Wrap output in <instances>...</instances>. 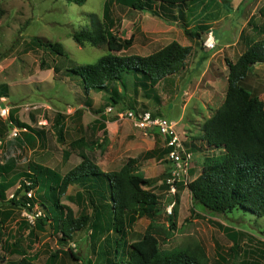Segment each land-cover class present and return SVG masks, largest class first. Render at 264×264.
Wrapping results in <instances>:
<instances>
[{
	"label": "rangeland",
	"instance_id": "1",
	"mask_svg": "<svg viewBox=\"0 0 264 264\" xmlns=\"http://www.w3.org/2000/svg\"><path fill=\"white\" fill-rule=\"evenodd\" d=\"M105 2L0 0V163H11L15 172L38 163L64 174L80 162L81 152L90 155L103 171L118 170L127 158H136L137 171L151 179L149 189L158 195V208L151 217L139 218L130 225L128 242L139 239L151 223L162 250L197 242L204 247L210 264H264V215L255 216L240 208L226 214L213 213L194 203L185 187L178 190L174 209L167 214L162 137L120 118L118 111L126 108L113 105L107 91L90 90L86 94L81 78L69 71L73 65L93 63L108 52L106 44L79 45L71 36L74 30L90 25V14L101 19ZM213 2L212 15L201 11L183 26L179 19L134 10L116 0L108 4V20L102 18L118 37H132L131 46L119 54L152 53L173 40L191 46L186 68L160 80L148 93L128 92L130 101L126 100L136 110L159 111L176 122L184 139H199L203 121L221 105L227 85L224 59L236 60L251 42L264 37V0ZM193 25L204 27L199 30V38H190L183 31L194 29ZM209 30L218 41L214 48L205 44ZM39 41L60 44L63 54L50 51ZM242 85L264 103V63L253 65ZM116 87L121 89L118 84ZM9 128H16L17 135L10 137ZM25 134L33 138L28 140ZM80 138L83 143L73 145ZM191 145L193 148L196 144L193 141ZM149 152L155 156H147ZM217 154L218 150L195 152L191 179L200 172L205 157ZM19 184L14 183L6 191L8 198ZM78 190L80 186H70L61 198L76 215L91 211L83 196H76ZM12 211L0 223V264L21 258L7 253L4 243L18 235L17 226L22 221L34 223L28 218L32 213L17 208ZM34 211L42 214L37 207ZM28 229L21 233L24 247L28 244ZM106 236L115 234L105 231L90 239V231L83 229L74 233L72 240L63 242L59 232L46 226L27 252L34 262L42 264L52 254H57L54 264H87V260L103 264ZM69 248L77 259L69 255Z\"/></svg>",
	"mask_w": 264,
	"mask_h": 264
},
{
	"label": "trees",
	"instance_id": "2",
	"mask_svg": "<svg viewBox=\"0 0 264 264\" xmlns=\"http://www.w3.org/2000/svg\"><path fill=\"white\" fill-rule=\"evenodd\" d=\"M83 4L86 0H67ZM134 10L148 12L163 17L169 11L165 7H174L194 0H116ZM103 7L102 18L108 20V4ZM171 14V12H170ZM173 17L174 15L171 14ZM90 25L71 34L73 40L82 45L85 42L98 46L106 44L108 52L95 62L73 65L69 71L81 78L83 90L107 91L113 105L120 109L135 110L127 98L128 92L136 95L138 90L146 93L153 90L165 77L178 73L185 67V60L191 53L190 45L171 41L160 49L148 54H119L132 44V37L122 39L109 30L104 20L96 14H90ZM182 26L184 18L173 17ZM178 22V21H176ZM204 29L202 25L194 29L184 28L190 38H199ZM200 30V31H199ZM41 46L57 54H63L58 43L41 41ZM39 45V46H40ZM227 68L226 90L221 105L206 118L201 127V139L209 150H218L219 154L205 157L200 173L191 179L186 188L194 203L216 214H226L233 209L264 215V103L251 94L242 81L253 65L264 63V37L251 42L234 61L225 58ZM120 85L118 90L116 85ZM128 100V101H126ZM88 103V104H87ZM90 102L86 106L90 107ZM97 110L95 112H101ZM10 127V125H7ZM6 126V127H7ZM61 133V129L59 130ZM80 138L73 145H81ZM164 155L166 153L163 148ZM80 162L61 174L54 169L35 163L28 165L26 171L15 172L9 162L0 163V223L13 214V209L35 213V207L41 210L34 218L33 225L22 221L17 226L18 235H12L5 241V250L10 255L21 258L9 264H42L34 262L28 256L27 248L37 240L38 233L49 226L60 233L63 242L72 240L74 233L86 229L90 239L105 231L115 234L113 241L106 236L103 254L104 264H209L204 247L195 242L192 245L162 250L158 238L151 230V223L142 236L132 242L126 239L127 229L134 221L142 217H151L158 206V195L149 189L151 179L136 169V158H127L126 162L114 171H103L87 153H80ZM147 156L154 157L153 152ZM191 174V171H189ZM166 175L167 172H166ZM24 180H28V184ZM19 182L10 198L6 191ZM80 186L76 196L82 197L91 211L75 214L72 207L62 203L61 198L70 186ZM164 185V184H163ZM166 184L164 185V188ZM183 188L182 185L177 186ZM32 189L33 196L26 192ZM23 193V194H21ZM32 227H30V226ZM28 229L23 246L22 231ZM69 255L77 259L72 248ZM57 254H52L43 264H54ZM87 264H91L87 260Z\"/></svg>",
	"mask_w": 264,
	"mask_h": 264
},
{
	"label": "built area",
	"instance_id": "3",
	"mask_svg": "<svg viewBox=\"0 0 264 264\" xmlns=\"http://www.w3.org/2000/svg\"><path fill=\"white\" fill-rule=\"evenodd\" d=\"M205 44L208 48H214L217 44V39L214 37L212 30L207 33ZM112 110V106L107 108ZM3 110V109H2ZM3 112H5L3 110ZM120 118L127 119L138 129L152 132L156 131L164 140V147L166 149V172L165 179L166 193L168 201L165 203L167 214H171L176 204V194L178 193V185L186 188V185L191 180L190 168L192 167L193 153L185 146V139H183L178 130L177 124L165 117L154 116L149 110H133L126 108L118 111ZM18 130L16 128H9V136H16ZM26 184L28 181L24 180ZM27 197L33 196L32 189L26 192ZM28 215V214H27ZM39 213L35 211L32 215H28L30 220L38 216Z\"/></svg>",
	"mask_w": 264,
	"mask_h": 264
},
{
	"label": "crops",
	"instance_id": "4",
	"mask_svg": "<svg viewBox=\"0 0 264 264\" xmlns=\"http://www.w3.org/2000/svg\"><path fill=\"white\" fill-rule=\"evenodd\" d=\"M213 0H194V1H192V2H189V3H186V4H182V5H176V6H174V7H165V9H167V10H169L167 13H166V15H165V17H170V19H173V17L175 16V17H178V18H184L185 19V21H187V22H189L190 21V19H192L195 15H198V14H200L201 13V11H204V15H208V16H210V15H212V5H213ZM199 8L198 9V11L195 13L194 11L196 10V8ZM170 12H171V14L172 15H174L173 17L171 16V14H170ZM189 20V21H188ZM195 25V24H194ZM194 25L192 26V27H194ZM218 42V41H217ZM182 45H185V44H182ZM142 47H144V46H142ZM161 48V47H160ZM192 49V48H191ZM148 54H150V53H148ZM147 53H145V52H143V56H145V55H148ZM139 55V54H138ZM141 55V54H140ZM187 59V58H186ZM184 68H186V60H185V67ZM183 68V69H184ZM174 75V74H173ZM159 112V111H158ZM158 112H155V113H152L154 116H158V117H163L162 115H160ZM181 119H182V116H181ZM156 133V131H152V132H150V133ZM202 131H200V134L202 135V133H201ZM26 135V138L28 139V140H31L33 137H32V135H29V134H25ZM201 135H200V137H199V139H191L189 136L188 137H186V141H185V146L187 147V148H189V150H191V151H193L192 149H194V151L192 152L193 154L195 153V152H200V153H207L208 151H212V150H209V149H207L206 148V145H205V143L203 142V140L201 139ZM184 139V138H183ZM163 140V139H162ZM164 141V140H163ZM193 141H194V143L196 144V145H193V148H192V143H193ZM186 142H188V143H186ZM207 155V154H206ZM197 163V162H196ZM195 167V162H192V167L190 168V171L192 172V169ZM201 167H202V165H200V167H199V170L201 171ZM200 173V172H199ZM198 173V174H199ZM198 174H196V176L198 175ZM196 176H194V177H196ZM115 237V236H114ZM114 237H110V238H113L114 239ZM113 240H111V242H112ZM102 257H103V264L105 263V260H104V257H105V255L103 254L102 255ZM208 257V256H207ZM210 264V263H209Z\"/></svg>",
	"mask_w": 264,
	"mask_h": 264
}]
</instances>
